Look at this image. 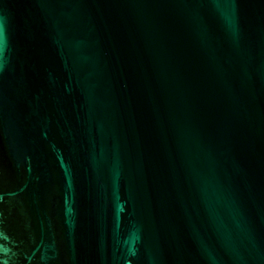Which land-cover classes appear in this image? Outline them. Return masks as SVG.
I'll use <instances>...</instances> for the list:
<instances>
[{"label":"water","instance_id":"water-1","mask_svg":"<svg viewBox=\"0 0 264 264\" xmlns=\"http://www.w3.org/2000/svg\"><path fill=\"white\" fill-rule=\"evenodd\" d=\"M0 264H264V0H0Z\"/></svg>","mask_w":264,"mask_h":264}]
</instances>
